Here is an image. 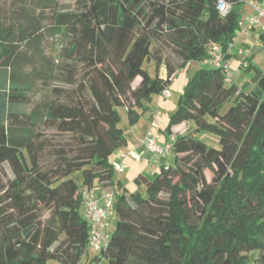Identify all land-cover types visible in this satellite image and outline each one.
Wrapping results in <instances>:
<instances>
[{
	"label": "trees",
	"instance_id": "16d2710c",
	"mask_svg": "<svg viewBox=\"0 0 264 264\" xmlns=\"http://www.w3.org/2000/svg\"><path fill=\"white\" fill-rule=\"evenodd\" d=\"M27 1L11 0L0 17V172L8 164L13 173L0 179V264H80L90 250L82 192L112 187L115 229L85 264H264V69L245 68L252 86L227 84L222 70L206 66L190 77L164 132L192 122L219 149L178 135L173 164L138 174L144 192L129 197L109 161L127 145L117 108L135 126L175 72L201 63L212 45L226 50L245 0H224L225 15L219 0ZM44 32L64 40L60 80L72 91L55 87L63 102L27 112L35 65L50 64ZM162 44L177 66L161 59ZM42 126L67 140L54 144ZM43 155L51 165L41 164Z\"/></svg>",
	"mask_w": 264,
	"mask_h": 264
},
{
	"label": "rangeland",
	"instance_id": "374dc122",
	"mask_svg": "<svg viewBox=\"0 0 264 264\" xmlns=\"http://www.w3.org/2000/svg\"><path fill=\"white\" fill-rule=\"evenodd\" d=\"M11 0H1L0 1V17L3 15H8L9 14V5H10ZM167 1V0H166ZM57 3L59 4H64V5H70L73 3V0H59ZM27 5L30 7H34L35 3L34 0H28ZM263 8V7H262ZM37 13V12H36ZM48 26V22H44L42 24V29H45ZM45 38L43 43H42V48L44 50V54L46 57L49 59V63L44 61H38L35 65L36 71H37V77H33L34 82H33V89H31V92L29 94L30 96V102L31 104L26 108L27 112H30L32 108L41 106L46 102L50 101H57V102H63V100L66 98V93L62 95H57L52 90L55 87H60L61 89L65 90L66 92H71L72 87L65 85L60 79L63 78V75L65 73V70L63 67H65L66 62L63 60V58L60 57V44L64 43L63 39H54L53 35H51L49 32H44ZM62 41V43H61ZM156 49H158L160 52L159 54L161 55V59L164 61H169L170 64L177 66L180 63L179 58L176 56V53L174 52L173 48L170 46H167V44H162L160 46H156ZM194 64V62H192ZM195 65H198L197 63ZM199 66V65H198ZM192 68L191 70H193ZM149 73L153 77L155 75V67L154 65H151L149 67ZM165 70L164 65H162L159 70H158V75L162 73V71ZM231 72V70L229 69ZM190 70L188 66L183 68L182 70L178 71L177 76L172 82V86L170 88L171 91V98L168 100H163L160 99V104H158V108L161 109L162 113H158V119H159V128L163 132L165 129L168 128L170 124V116L174 114L178 108L180 99L183 96V92L185 87L187 86V83L189 81V76H190ZM244 77H247V73H242ZM165 76H166V70H165ZM234 75H232L233 77ZM3 78L2 75H0V80ZM232 80V78H231ZM237 82V84H240V80L237 79V76L234 77L233 81ZM47 83H45V82ZM134 87H136V84L134 83ZM156 95L152 96L153 104L149 103V107L147 106L148 104L145 102L144 106H147L148 109H154V103H156L157 100ZM230 104L227 103L224 105V107L221 110V113H224L228 108ZM163 110L166 112L165 114L163 113ZM118 115L120 117V123L119 127L123 129L124 134L126 138H129V126L127 124V118H126V110L125 108H117ZM152 118V115L150 116ZM142 121L148 122V117L147 115L142 114ZM147 125V124H146ZM144 127V131H145ZM43 131L47 133V135H51L52 140L54 144L58 145L60 142H64L67 140V137H60L59 135L56 134V131L53 128H47L46 126H42ZM171 136L167 139V142L169 141L170 138L175 139L178 135H188V136H196V138L202 142H204L206 145H208L211 148L219 149L220 145L218 143V139L206 132H196L197 128L192 122H183L182 124L179 125H173L171 127ZM157 131V128L153 131V134ZM159 143H161L160 139L157 137L156 138ZM166 142V143H167ZM165 143V144H166ZM123 148L121 147L118 150H116L109 158L110 163L114 164L116 163L117 160H120V155L121 154H126L128 151L123 153ZM135 151V150H133ZM145 157H141L137 152L136 155H130L127 156V158L124 160V164L126 166V170L123 174H121V185L122 187H126V196L129 197V195L138 190L139 192H144V187L143 186H136L134 184V179L136 176L140 173H146L149 174L151 169L148 165V161H152V159H156V157H152L146 154L144 155ZM173 159L174 155L171 153L168 157H165L161 161L162 163H165L164 165L170 166L173 164ZM41 164L43 166H49L52 164V159L48 157V155H43L41 159ZM156 170V169H155ZM159 169L156 170L158 172ZM117 177V175L115 174ZM120 176V175H119ZM206 178L207 181H210L211 179V174L206 171ZM0 179L3 183H7L8 180L13 179V173L11 171V168L8 164H4L2 171L0 172ZM115 187H112L108 190L114 191ZM84 210V203H82L80 211L83 213ZM47 216V214L45 215ZM117 215L114 213V216L111 221V226L108 230V232H113L115 229V223L117 222ZM88 255L90 259L94 257V252L92 250H89ZM86 261L82 260L80 264H85ZM47 264H62L58 260H51ZM103 264H106V262H103Z\"/></svg>",
	"mask_w": 264,
	"mask_h": 264
},
{
	"label": "built area",
	"instance_id": "2783aa9c",
	"mask_svg": "<svg viewBox=\"0 0 264 264\" xmlns=\"http://www.w3.org/2000/svg\"><path fill=\"white\" fill-rule=\"evenodd\" d=\"M244 3L251 8L252 14L239 20L238 30L240 33L248 35L255 28H260L264 31V8L252 0H245ZM217 9L221 15H225L229 11V7L224 0L218 1ZM233 49L234 43L232 42L228 44L226 50L219 45H212L208 49V55L201 62L203 66L208 68L222 70L226 77L224 81L227 84L231 83L232 73L229 71V63L226 57L233 54ZM237 55L242 58L243 50L239 49ZM241 67H247L245 60L242 62ZM177 74L178 71L171 76V80H174ZM159 97L169 99L171 91L166 88ZM159 125L158 112L154 111L152 113L150 129L142 139L141 146L148 155L163 158L168 157L172 153L174 139L170 138L166 144H160L151 132L152 128H157ZM130 155H136V151L123 154L119 162L112 164L116 174L120 175L124 172L126 167L123 164V159ZM82 199L86 207L83 216L89 224L88 249L95 253H100L102 249L106 248L110 238L108 227L114 214L115 193L112 190H104L100 199H97L95 191H83Z\"/></svg>",
	"mask_w": 264,
	"mask_h": 264
},
{
	"label": "crops",
	"instance_id": "0c3cea01",
	"mask_svg": "<svg viewBox=\"0 0 264 264\" xmlns=\"http://www.w3.org/2000/svg\"><path fill=\"white\" fill-rule=\"evenodd\" d=\"M252 1L257 2L261 7L264 8V0H252ZM251 14H252L251 8L244 3L243 9L241 11L240 19H242L245 16H250ZM232 43H234L233 54H231V56H229V58H227V61L229 63V69L231 70L232 75H234L232 77L231 82L236 84L239 87L243 86L244 84H248L249 86H252V82H251L252 71L246 72L245 68L241 67V64L245 60V62L247 63L246 69L250 66L255 68V69H260V70L264 69V31H262L260 28H255L248 35H244V34H241L240 31L237 29L235 32V36H234ZM239 49L243 50L242 58L237 55V52ZM196 63L199 66L195 65ZM187 66L190 70L189 79L195 73V71H197L203 67V65L201 63H198V62H194V64H192V62H191ZM192 68H194V69L191 70ZM243 72L247 73V77H244V75L242 74ZM235 76H237V79L240 80V84H237V82H235V80L233 81ZM160 78H162V79L165 78V70L162 71V73L160 74ZM171 86H172V83H171ZM171 86H170V88H171ZM160 99H162V98H160L158 96L156 103H154V104H156V105H154V109L149 108L148 111L146 113H144V115H147V117H148V122L142 121V116H141V118L139 119L138 123L135 126L129 127V129H130L129 134H128L129 138H127V145L122 150L123 153H125L126 151H128L127 153H129V152L135 150L141 157H145L144 155L146 154V151L141 146V141L144 138L147 131L150 129V125H151L150 116L152 115V113L154 111H157L158 113H162V111H160L161 109L158 108V104H160V102H161ZM163 100H168V99H163ZM150 103L153 104V100H151ZM147 106L149 107V104ZM163 113L165 114L166 112L163 110ZM144 127H146L145 131H144ZM154 130H155V128H152L151 132L153 133ZM153 135L155 136V138L158 137L160 139V141H161L160 144H162V145H164L167 142V139L171 136L170 135L168 137L167 134L164 131L162 132L159 127H157V131ZM122 155L123 154L120 155V158H119L120 160L122 159L121 158ZM125 159H123V164H124ZM120 160H117L116 162H119ZM152 160H153V162L151 160L148 161V162H150V163H148V165L151 169L149 174L155 173L156 170L159 169V167L162 164V162L159 161V160H162L161 158L156 157V159H152ZM163 164H165V163H163ZM125 170H126V168H125ZM125 170H124V172H125ZM116 175H117V177H116L117 180H119L121 182V180H122L121 174H120V176L118 174H116ZM122 189L126 190V187H124V186L122 187V185H121L120 190H122ZM106 190H108V189H106ZM103 191L104 190L95 191V195H96L97 199H100ZM85 209H86V207L84 204L83 212H85ZM113 216H114V214H113ZM113 216H112V218H113ZM111 221H112V219H111ZM111 221H110L108 230L111 226ZM108 233L111 234V232H108ZM94 254L96 255L95 252H94ZM82 260L83 261L85 260L86 262L88 260H90L89 255L86 254Z\"/></svg>",
	"mask_w": 264,
	"mask_h": 264
}]
</instances>
